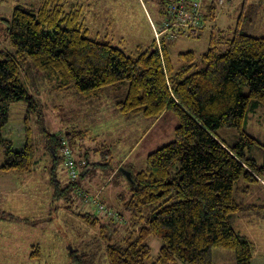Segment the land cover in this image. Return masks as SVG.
<instances>
[{"label":"trees","instance_id":"obj_1","mask_svg":"<svg viewBox=\"0 0 264 264\" xmlns=\"http://www.w3.org/2000/svg\"><path fill=\"white\" fill-rule=\"evenodd\" d=\"M169 3L157 2L161 15ZM218 6L216 0L209 1L206 19H216ZM65 7L66 0H42L37 8L19 4L12 10L7 35L13 50L0 49V151L4 156L0 172L25 173L35 164L36 147L27 120L22 146L6 135L12 103L26 100L32 107L37 105L20 81L23 65L41 71L52 91L75 90L84 98L100 97L108 87L119 92V85L128 82L126 95L116 99L122 116L155 118L171 109L179 124L175 139L149 153L143 170L125 168L132 171V196L123 203L129 216L121 213L115 218L109 211V223L102 226L105 230L113 226L107 232L108 240L114 239L107 245L108 263L214 264L213 249L222 247L234 250L235 264H252L253 245L234 228L231 217L247 209L235 198L236 181L257 182L264 172V164H258L249 152L260 140L246 129L251 105L253 109L264 106V36L248 34L238 25L226 50H220V42L211 33L202 54L205 65L193 70L197 66L194 50L180 52L182 64L174 63L170 51L174 39L163 37L161 51L154 39L132 56L111 42L89 36L83 10ZM244 86L246 93H242ZM222 125L239 131L235 144L219 136L217 129ZM89 131L74 129L68 136L83 139ZM44 137L55 159L59 158L66 138L50 132ZM79 177L70 180L72 188ZM53 182L58 198L71 190L70 185L61 189L55 175ZM76 190L85 203L92 201L86 200L87 192L79 186ZM249 190L246 186L245 192ZM82 212L78 215L86 222L99 223L100 218L90 211ZM8 216L0 208V220ZM117 231L121 235L114 236ZM150 237L162 241L155 257ZM78 251L77 247L70 251L72 262L86 257Z\"/></svg>","mask_w":264,"mask_h":264},{"label":"rangeland","instance_id":"obj_2","mask_svg":"<svg viewBox=\"0 0 264 264\" xmlns=\"http://www.w3.org/2000/svg\"><path fill=\"white\" fill-rule=\"evenodd\" d=\"M158 1L66 0L65 9L69 10L73 6L80 7L89 29V36L111 42L123 49L125 53L137 56L139 48H147L155 39L154 27L159 26L163 17L159 11L160 6L157 5ZM231 1L233 4L228 7L223 8L219 5L216 19L205 18V27L195 34H187L172 40L170 51L174 63L182 64L178 58L180 52L194 50L197 55V66L193 70L203 67L205 62L202 60V54L207 51L211 33H214L220 42H218V49L226 50L227 42L237 28L242 14L244 20L240 25L243 31L251 35L264 36L262 1L250 0V4L245 7L244 0ZM41 2L42 0H0V13L4 16V19L0 20V49L6 52L13 50L7 35L13 8L19 4L29 9L37 8ZM199 32L200 35H198ZM20 81L37 105L32 107L26 100L12 103L6 135L18 144L25 132L26 120L32 128V138L36 147L34 164L36 174H31L33 178L28 181L30 185L27 188L23 187L22 190L26 193L34 191L33 196L37 200L27 199L22 206L19 205L21 202H18V207L9 206L5 209L9 212V216L0 220V264H110L106 249L108 244L114 242V239L108 240L107 232H112L113 226L110 225L108 230L103 229L102 226L105 222L109 223L110 215L116 218V214L123 213L128 218L129 212L123 203L132 196V182L122 169L143 170L147 166L149 153L175 139V128L179 124L178 117L170 109L144 136L140 129L144 128L143 124L135 127L134 125L137 124L135 120L127 121L129 119L122 118L120 113L117 115L116 99L126 95L128 82L119 85V92L118 89L115 91L108 87L100 97L84 98L75 90L52 91L49 80L41 71L32 68L29 64L22 66ZM247 91V87L244 86L242 93ZM253 107L255 106L252 104L247 114L246 129L257 140H260V143L253 145L249 152L258 164H264V106H256V109ZM112 114L117 115V117L110 118V122L115 125L103 126L105 124L101 123L102 119L105 120ZM74 125L76 127H73ZM87 126L92 128L93 133L103 129V135L93 134L99 136L95 140L87 135L83 139L68 136L69 133H74V129H83ZM45 129H49L47 132L65 137L75 153L79 152L86 156L92 164L97 161L104 163L103 154L100 151L110 158L111 166L96 163L86 173L84 170L88 165L80 168L81 163L78 161L82 175L78 180H83L81 182L83 190L87 191L92 198L98 196V199L112 213L108 215L107 211H101L93 205L94 208L87 211H90L94 217L100 218L95 226L78 215L79 212L85 213L82 212L84 207L81 206L82 194L75 187L72 188L69 177L65 178L64 175H61V180L65 178L64 186L68 183L71 188L68 192L71 198L68 202L71 211L61 210L53 215L52 221L47 219L49 215L43 204L50 196L46 197L45 191L42 192L41 173L44 174V166L51 161L47 146L50 144L44 137ZM217 131L219 136L229 144H235L239 140V131L235 127L222 125ZM117 132L121 138L119 140L116 138ZM106 134L111 137L113 152L110 155L100 147ZM3 160L4 156L0 151V164ZM81 160L86 161L82 158ZM177 166L178 162L174 167L177 168ZM60 170L61 168L59 172ZM84 173L85 175L90 174L85 176ZM261 176L264 179V172ZM21 184H24V179H21ZM246 186L250 187L248 192H245ZM97 187L100 190L96 195L94 192ZM234 188L236 200L249 207L241 213L232 215L231 223L239 233L251 241L253 264H261L257 259L264 256V190L258 184L247 182L244 178L237 180ZM66 199L62 198L57 202L65 205ZM253 205L259 207H253ZM116 220L118 221L116 228L120 230V218ZM119 235L121 232L118 231L114 234V236ZM149 243L152 245L153 257H155L158 253V245H162V241L159 238L150 237ZM72 246L78 248L80 255L86 254V257L71 263L67 249ZM213 259L214 264H235V252L229 248L216 247L213 249ZM181 264L184 263L181 262Z\"/></svg>","mask_w":264,"mask_h":264},{"label":"crops","instance_id":"obj_3","mask_svg":"<svg viewBox=\"0 0 264 264\" xmlns=\"http://www.w3.org/2000/svg\"><path fill=\"white\" fill-rule=\"evenodd\" d=\"M244 1H245L244 2V7L246 5H248V4H250V2H251L250 0H244ZM260 1H262L261 5L264 6V0H260ZM232 4H233V2H232ZM243 20H244V16L242 14L241 17L239 18V21H238V24L237 25H240ZM200 34L201 33L199 32L198 35H200ZM169 110L170 109H166L163 114H161L160 116L155 117V118L154 117L149 118L147 116H144V115L140 114L138 116H134L132 118H129V120H127V119L126 120L127 121L135 120V122H137V124L134 125L135 127L138 126V125L143 124L144 125V128L141 127L140 129L142 130L141 131L142 134L145 136V134L146 133H149L155 127V125L157 124L158 120H160L161 118H163L165 116V114L169 112ZM119 113H120V111L117 112V115ZM114 114H112L111 117H106L105 120L102 119L103 122H101V123H104L105 124L103 126L106 127V125H108V124L115 125V123L110 122V118L117 117V115H114ZM120 116L122 118H125L124 116H122L121 113H120ZM122 118H121V120H122ZM73 127H76V126L74 125ZM113 127H115V126H113ZM83 129H90V131H89L90 133H88L87 135L90 138H93L94 140H95L96 137H99V136H97V135L94 136L93 134L98 133V134L103 135V132H104V130L102 129V130H96L93 133V130H92V128H90V126H87L86 128L83 127ZM47 130H49V129H45V132H47ZM52 134H56V133H52ZM104 136H106V137L103 138L100 147H101V150H105V152L108 153V155H110L113 152V149L111 147V144L112 143L110 142L111 141L110 140L111 137L109 135H107V134L104 135ZM116 138H117V140L121 139L120 138V135H119V132L116 133ZM25 141H26V139H25V132H24L22 139L19 140L18 144H16V143L15 144L18 147H20V146H22L25 143ZM47 146L49 148V152L48 153L50 155V161L51 162L49 164H47V165L44 166V171L46 173L45 172H43L44 174L41 173V177H42V180H43L41 182V184L43 185V191L42 192L45 191L46 197L50 196L49 199L43 204V206L45 208V211L49 215V217L47 219H49V220L52 221L53 220V215L59 213L61 210H68L69 212L71 211V207L68 205V202L71 200V198L66 193H64L62 196H59V198L54 195L55 194V189H56V186H55V184L53 182L54 175L58 179V184H59L60 188L62 189V188L67 187L69 185L68 183H67L68 185L66 184L65 186L63 184V181H65V178H68L69 177V172H68V169H67L65 160H63V158H62V153L63 152L60 151L58 153L59 158L55 159L56 157L54 156L53 150L50 149L49 145H47ZM106 148L109 149L110 151L108 152L106 150ZM100 153L103 154V159L104 160L103 159L102 160L104 161V163H101V161H97L96 163L97 164H100V165H103V166H111L112 165V162L110 161V158L108 156H105L104 152L100 151ZM74 155H75L76 160L77 161H80L79 163H81L80 168L84 167V163H86L88 165V167L84 170L85 173L88 172V170L92 167L91 161L89 159H87L86 156L80 154L79 152H76L75 153V151H74ZM81 158L84 159V160H86L87 162H83V160H81ZM96 163H94V164H96ZM61 165H62V167H61ZM34 166H33V168L30 171H26L25 173H18V172H0V208H2V209L5 210V209L9 208V206L18 207V202H21L19 205L22 206V204H24L27 199L37 200V198L33 196L34 191L33 192H30V193H28V192L26 193V192H23V190H22L23 187L27 188V186L30 185V183H28V181H30L33 178L31 174H34V175L36 174V172H34V171H36V168H34ZM60 168H61V170L59 172V169ZM85 173L83 175H85ZM89 174H86L85 176H88ZM61 175H64L65 176V178L62 179V180H61ZM21 179H24V184L23 185L21 184ZM82 181H83L82 179L77 181L78 185H76V188H77V186H79L82 189V191H84L83 190V185L81 183ZM254 184H258L264 190V179H263L262 176H259L258 177V181L257 182H254ZM32 187H34V186L32 185ZM99 190L100 189L97 187L95 189L94 194L97 195V193L99 192ZM43 195H44V193H43ZM38 196H40V194H38ZM62 198H67L65 200V203H66L65 205H61L60 203L57 202V201L61 200ZM37 203H38V201H37ZM93 205H94V203L92 201L91 202H88V203L87 202L85 203L83 200L81 201V206L84 207V208H82V211H86L88 209L90 210V209L94 208ZM245 207L248 208L249 206H246L245 205ZM253 207H259V206L258 205H253ZM85 208H87V209L85 210ZM241 212H243V211H240L238 213H241ZM240 219L241 218H239V220ZM237 220H238V218L236 219V221ZM160 246L161 245L159 244L158 245V248ZM72 248H73V246L70 249L69 248L67 249V251H68V257H69V261L70 262L73 261V259L71 258V253H70V251H72ZM158 248H157V250H158ZM253 259H254V257H253ZM253 259H252V264H253ZM257 261H258V263L264 264V256L263 257H258Z\"/></svg>","mask_w":264,"mask_h":264},{"label":"built area","instance_id":"obj_4","mask_svg":"<svg viewBox=\"0 0 264 264\" xmlns=\"http://www.w3.org/2000/svg\"><path fill=\"white\" fill-rule=\"evenodd\" d=\"M210 0H170L169 6L162 14V20L155 28V40L159 51L162 48V38L175 39L181 35L195 34L205 27V11ZM221 7H228L227 0H216ZM63 160H65L70 180H76L81 172L78 161L74 155V148H71L67 141L64 142ZM92 199L95 206L101 211H108V208L98 198H91L86 193V200ZM110 214V213H109Z\"/></svg>","mask_w":264,"mask_h":264},{"label":"water","instance_id":"obj_5","mask_svg":"<svg viewBox=\"0 0 264 264\" xmlns=\"http://www.w3.org/2000/svg\"><path fill=\"white\" fill-rule=\"evenodd\" d=\"M128 176L129 179H131L132 171H129L127 169H122Z\"/></svg>","mask_w":264,"mask_h":264}]
</instances>
